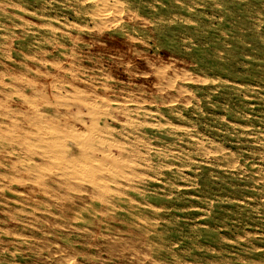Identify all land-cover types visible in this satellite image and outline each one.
<instances>
[{
	"label": "rangeland",
	"instance_id": "1",
	"mask_svg": "<svg viewBox=\"0 0 264 264\" xmlns=\"http://www.w3.org/2000/svg\"><path fill=\"white\" fill-rule=\"evenodd\" d=\"M93 123L112 207L37 147ZM0 139V264H264V0H0Z\"/></svg>",
	"mask_w": 264,
	"mask_h": 264
},
{
	"label": "bare ground",
	"instance_id": "2",
	"mask_svg": "<svg viewBox=\"0 0 264 264\" xmlns=\"http://www.w3.org/2000/svg\"><path fill=\"white\" fill-rule=\"evenodd\" d=\"M5 3V2H4ZM102 3V2H101ZM94 22V21H93ZM130 38V37H129ZM4 67V66H3ZM70 73V72H69ZM7 75V74H6ZM4 76V75H3ZM54 76V75H53ZM45 78V77H44ZM71 78V77H70ZM148 78V77H147ZM52 80V79H51ZM54 80V79H53ZM13 81V80H12ZM15 81V80H14ZM53 82V81H52ZM32 83V82H31ZM84 83V82H83ZM11 84V83H10ZM67 84V83H66ZM12 85V84H11ZM70 85V84H69ZM34 86V85H33ZM32 86V87H33ZM93 86V85H91ZM175 89V88H174ZM35 90V89H34ZM65 91V90H64ZM12 92V91H11ZM10 92V93H11ZM145 93V92H144ZM15 94V93H14ZM17 95V93H16ZM20 96V95H19ZM37 96V95H36ZM29 97V96H28ZM100 97V96H99ZM103 97V96H102ZM152 97V96H151ZM11 98V97H9ZM27 98V97H26ZM71 98V97H70ZM39 99V98H38ZM53 99V98H52ZM104 99V98H103ZM102 99V100H103ZM112 101V100H111ZM16 102V101H15ZM60 102V101H59ZM79 102V101H78ZM102 102V101H101ZM110 102V101H109ZM138 102V101H137ZM36 103V102H35ZM50 103V102H49ZM56 103V102H55ZM61 103V102H60ZM80 103V102H79ZM83 102H81V105L83 106L82 104ZM107 103V102H106ZM62 104V103H61ZM98 104V103H97ZM34 105V104H33ZM86 105V104H85ZM99 105V104H98ZM97 105V106H98ZM102 105V103H101ZM59 106V103L58 105ZM69 107V105H68ZM71 107V106H70ZM74 107V106H73ZM72 107V108H73ZM84 107V106H83ZM66 108H67V105H66ZM71 108V109H72ZM87 108V106H86ZM102 108V106H101ZM100 108V110H101ZM122 108V107H121ZM7 109V108H6ZM13 109V108H12ZM81 109V108H80ZM96 109V108H95ZM98 109V108H97ZM104 109V108H102ZM108 109V108H107ZM114 109V108H113ZM86 111V109H84ZM115 110V109H114ZM7 111V110H6ZM36 111V110H34ZM38 111V110H37ZM11 112V111H9ZM84 112V111H83ZM101 112V111H100ZM233 112V111H231ZM16 113H18L16 111ZM84 113H87L84 112ZM95 113V111H94ZM15 114V113H13ZM93 114V113H92ZM97 114V112H96ZM121 114V113H120ZM16 115V114H15ZM91 115V114H89ZM2 116V115H1ZM24 116V115H23ZM86 116V115H85ZM92 116V115H91ZM106 116V115H105ZM3 117V116H2ZM6 119L8 116H5ZM41 117V116H40ZM95 117V116H93ZM112 117V115H111ZM13 118V117H12ZM20 118V116H19ZM38 120H39V117H37ZM97 118V117H96ZM113 118V117H112ZM82 120V119H81ZM99 120V118H98ZM3 121V120H2ZM41 124V121L39 122ZM79 123V122H78ZM83 123V122H82ZM85 123V122H84ZM56 124V123H55ZM58 124V123H57ZM126 124V123H125ZM43 125V124H41ZM40 125V126H41ZM128 125V124H127ZM101 126V125H100ZM109 126V125H107ZM30 127V126H29ZM105 127V126H104ZM103 127V128H104ZM37 128V127H36ZM55 128V127H54ZM86 128V127H85ZM88 128V127H87ZM106 128V127H105ZM15 129V128H14ZM48 131L49 130H52L50 128H47ZM47 129L45 128V130L47 131ZM44 130V131H45ZM87 130V129H86ZM109 129L107 128V131ZM53 131V130H52ZM56 131V129H55ZM76 131V130H75ZM106 131V129H105ZM105 131L102 130L101 127L97 126L95 123H93L92 125L89 126L86 134L84 132L85 135H76V133L74 134L73 130L71 132L73 133H70L69 135H66V136H61V134L57 135V132H55L56 134L53 136V138L51 137V141L52 143H46L45 140L41 141V145L40 144V141L39 143L36 142V141H33L34 143H38L40 145H38L37 147L39 148V146H41V148L44 150L43 153L45 154H49L47 156H49L50 158H54L58 161V166L61 171L60 174L62 173H65V174H68L66 177L69 178V176L72 178L74 177L75 179H81V180H84V181H81V182H84L86 183L85 181H87L89 183V185L91 184L92 188L95 189V192H96V196L94 197L95 201H98V202H106V203H109L112 207V203L113 202H126V201H129L127 198H123V194H121L120 192V178L121 180L122 179H126L127 177L129 178L130 177V173H128V171H126V168L127 167V159L126 157L123 158V157H119L118 156V143L116 140L111 139L110 137L106 136L105 135ZM111 131V130H110ZM78 132V131H77ZM51 133V131H50ZM49 133V134H50ZM81 134V132H79ZM54 134V133H53ZM11 135V134H10ZM13 135V134H12ZM41 135V133H40ZM3 136V135H2ZM32 136V135H30ZM40 137V136H39ZM42 137V136H41ZM50 137V135H49ZM5 138V137H4ZM35 139V138H34ZM42 138H40L41 140ZM1 140V139H0ZM6 141V140H5ZM27 141V140H26ZM30 141V140H29ZM66 141H72L73 144L75 145L76 148H73V147H68L69 145H67L65 142ZM2 142V141H1ZM8 140L6 141L5 144H7ZM32 142V141H31ZM9 143V142H8ZM4 144V145H5ZM32 144V143H31ZM30 144V145H31ZM1 145V143H0ZM3 145V144H2ZM33 146L35 144H32ZM73 145V146H74ZM6 146V145H5ZM4 146V148H5ZM9 146V144H8ZM28 146V145H26ZM33 146H30V147H33ZM2 147V146H1ZM11 147V146H10ZM36 146H34L35 148ZM37 147H36V151H37ZM13 148V147H12ZM29 148V147H28ZM27 148V149H28ZM120 148V147H119ZM7 149V148H5ZM4 149V150H5ZM3 150V148H2ZM11 150V149H10ZM14 150V149H13ZM41 150V149H39ZM38 150V151H39ZM8 152H10L9 150H7ZM12 152V151H11ZM28 152V150H27ZM30 152V151H29ZM42 152V151H41ZM35 153V152H34ZM37 153V152H36ZM42 153V154H43ZM120 153V152H119ZM12 155V153H10ZM17 154V153H15ZM19 154V153H18ZM27 154V153H25ZM32 154V152H31ZM41 154V155H42ZM29 155V154H28ZM120 155V154H119ZM9 156V155H8ZM24 156V155H23ZM22 156V157H23ZM46 156V155H45ZM15 157V156H14ZM19 157V156H18ZM16 157V158H18ZM21 157V156H20ZM19 157V158H20ZM26 157V156H25ZM31 157V156H30ZM29 157V158H30ZM14 159V160H18V159ZM28 158V159H29ZM47 158V157H46ZM21 159V158H20ZM19 159V160H20ZM23 159V158H22ZM21 159V161H23ZM54 159L52 161H54ZM18 160V161H19ZM27 160V159H26ZM20 161V162H21ZM19 162V163H20ZM24 162H27L24 160ZM24 162H21V163H24ZM42 162V161H41ZM40 162V163H41ZM56 162V161H55ZM45 163V162H44ZM52 163V162H51ZM132 164V163H131ZM4 165V164H3ZM10 165V164H9ZM21 165V164H20ZM33 166L35 165H38L37 163L36 164H32ZM53 165V164H52ZM136 165V164H135ZM22 166V165H21ZM32 167V170H35L34 167ZM39 166V165H38ZM41 166V165H40ZM46 166V164L44 165ZM44 166H43V171H44ZM25 167V166H24ZM37 167V166H35ZM47 167H49L48 165L46 166V170H47ZM13 168V167H12ZM18 168V167H17ZM22 169L24 170L23 166H22ZM58 169H56L58 171ZM27 169L25 168V171ZM37 170H39L37 173H40L41 172V169L40 167L37 168ZM42 171V172H43ZM48 171V170H47ZM29 172V171H27ZM26 172V173H27ZM45 172V171H44ZM51 172V171H50ZM49 172V173H50ZM134 172V171H133ZM35 173V172H34ZM36 173V174H37ZM44 174V173H43ZM53 174V173H52ZM59 174V173H58ZM56 173V175H58ZM59 174V175H60ZM132 174V173H131ZM64 175V174H63ZM129 175V176H128ZM55 176V175H54ZM64 176V177H65ZM41 178V176H38ZM43 177H45V175H43ZM62 177V176H61ZM65 177V178H66ZM134 177V176H133ZM2 178V177H1ZM11 178V177H10ZM13 178V177H12ZM39 178V179H40ZM63 178V177H62ZM17 179V178H16ZM15 179V180H16ZM29 179V178H28ZM38 179V180H39ZM42 179V178H41ZM67 180V179H65ZM20 181V180H18ZM17 181V182H18ZM30 181V180H29ZM127 181V180H126ZM80 182V183H81ZM3 185V184H2ZM39 186V184H38ZM41 186V185H40ZM71 186V185H70ZM76 186V185H75ZM88 186V185H86ZM90 186V187H91ZM122 186V184H121ZM73 188V186H71ZM123 187V186H122ZM91 188V189H92ZM1 189V188H0ZM80 189V188H79ZM2 190V189H1ZM72 190V189H71ZM123 190V188L121 189ZM75 191V190H73ZM122 195V196H121ZM125 195V194H124ZM11 196V195H10ZM21 201V200H20ZM89 201V200H88ZM132 201V200H131ZM114 204V203H113ZM59 205V204H58ZM66 205V204H65ZM89 205V204H88ZM15 206V205H14ZM73 206V204H72ZM109 206V205H108ZM107 206V207H108ZM117 206V205H116ZM80 207V206H79ZM83 207V206H82ZM85 207V206H84ZM91 207V206H90ZM2 208V207H1ZM117 208V207H116ZM137 208V207H136ZM21 209V207L19 208ZM93 209V208H92ZM131 209V208H130ZM97 210V209H96ZM80 213V212H79ZM131 213L134 215V212L131 211ZM45 220V219H44ZM17 221V220H16ZM55 232V231H54ZM259 232V231H258ZM50 237V236H49ZM105 238V237H104ZM108 238V237H107ZM80 240V239H79ZM37 241V240H36ZM144 242V241H143ZM255 245V244H254ZM17 248V247H15ZM96 248V247H95ZM253 248V247H252ZM43 250V249H42ZM147 250V249H146ZM91 251V250H90ZM260 252V251H259ZM32 253V252H31ZM122 253V252H121ZM124 253V252H123ZM255 254V253H254ZM262 254V253H261ZM65 255V254H64ZM263 256V255H262ZM261 256V257H262ZM258 257V256H257ZM117 258V257H116ZM260 258V257H259ZM256 259V258H255ZM146 261V260H145ZM43 262V261H42ZM144 262V261H143ZM158 262V261H157ZM44 264V262H43Z\"/></svg>",
	"mask_w": 264,
	"mask_h": 264
}]
</instances>
